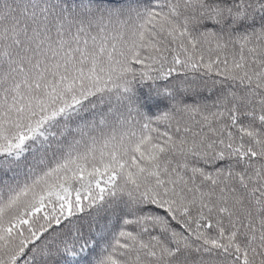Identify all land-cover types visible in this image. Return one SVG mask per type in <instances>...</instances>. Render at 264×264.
Segmentation results:
<instances>
[{
  "label": "snow or ice",
  "instance_id": "obj_1",
  "mask_svg": "<svg viewBox=\"0 0 264 264\" xmlns=\"http://www.w3.org/2000/svg\"><path fill=\"white\" fill-rule=\"evenodd\" d=\"M0 264H264V0H0Z\"/></svg>",
  "mask_w": 264,
  "mask_h": 264
}]
</instances>
